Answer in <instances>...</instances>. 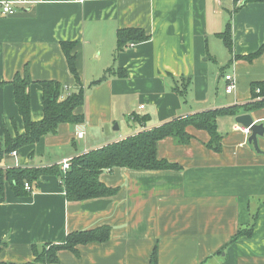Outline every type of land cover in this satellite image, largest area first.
Returning a JSON list of instances; mask_svg holds the SVG:
<instances>
[{
	"label": "crops",
	"instance_id": "crops-1",
	"mask_svg": "<svg viewBox=\"0 0 264 264\" xmlns=\"http://www.w3.org/2000/svg\"><path fill=\"white\" fill-rule=\"evenodd\" d=\"M229 23L232 51L218 36ZM129 27L150 38L117 54L118 31ZM69 41L77 43V72L87 89L76 113L86 121L60 123L0 166L61 165L176 117L245 105L252 83L264 82V51L249 57L264 45V0H35L13 15L0 12V81L7 82L0 86V149L5 128L13 137L25 133L10 83L15 74L28 67L35 81L29 90L37 122L44 116L41 80L75 88L61 44ZM226 74L236 84L230 94ZM188 80L183 96L178 91ZM247 114L264 123V107ZM238 115L217 118L221 152L207 145V130L191 125L188 144L168 136L156 145L158 159L179 168L103 171L100 180L117 189L113 195L70 201L55 176H43L25 197L8 184L0 200V243L7 242L0 261L28 263L35 243L108 225L109 240L80 245L78 253L62 249L56 264H151L154 250L157 264H264V136L258 151ZM251 226V235L233 239Z\"/></svg>",
	"mask_w": 264,
	"mask_h": 264
},
{
	"label": "trees",
	"instance_id": "trees-1",
	"mask_svg": "<svg viewBox=\"0 0 264 264\" xmlns=\"http://www.w3.org/2000/svg\"><path fill=\"white\" fill-rule=\"evenodd\" d=\"M224 32L218 33V36L224 40L227 48L232 51V25ZM150 35L141 28L129 27L118 31L117 35V54L124 51L132 42H144ZM63 50L68 59L69 68L75 75L76 86L69 89L58 80H41L39 83L43 89L44 116L41 121L37 122L32 119L31 112V94L29 87L35 81L29 75L28 67H25L23 73L15 74L10 83L15 90V102L19 107V112L24 120L25 133L16 134L13 137L5 128L2 138L3 146L0 149V162L29 144L38 143L44 135L57 132L60 123L82 124L86 121L83 114H77L76 109L85 105L86 88H84L80 74L77 72L76 55L73 53L77 46L75 41L62 42ZM264 51V45L257 52L249 55L250 58L261 55ZM248 57V58H249ZM121 75H126L121 70ZM106 77L94 81L90 86L100 84ZM0 81V86L6 84ZM186 82L185 88L178 92L185 95L189 84ZM259 90V91H258ZM252 101L245 105H235L231 107H221L220 109H209L204 112L191 114L186 117H176L175 119L162 122L160 125L140 131L129 137L117 140L103 145L101 148L88 151L86 154L72 158L71 166L67 171H63L61 165L53 166H0V200L6 198V187L10 184L12 191L19 197H25L38 188V182L43 176H55L61 179V184L65 188L68 200H88V198H97L109 196L117 193V189L107 186L100 180V175L105 170L114 168L128 167L138 170H162L177 169L178 164L171 163L165 159L157 157V143L164 137H173L175 141L181 144H188L192 135L188 133L187 127L194 126L200 130H207L211 138L207 145L216 152L223 149L222 134L217 130V118L220 115H238L250 112L253 109L264 107V82H253ZM65 96V97H64ZM149 117V116H148ZM147 118V116H146ZM145 118V119H146ZM13 125L16 126V120ZM144 120V119H143ZM30 184V189L25 185ZM252 226L249 229L239 230L240 234L251 235ZM111 227L104 225L89 230H77L69 233L66 240L60 243L47 242L40 246L32 245V251L35 259L28 263L15 264H56L59 262V252L62 249L78 253V246L86 245L90 242L104 243L110 239ZM7 242L0 243V252L6 247ZM151 257V264H157V251L154 250ZM0 264H13L0 261Z\"/></svg>",
	"mask_w": 264,
	"mask_h": 264
},
{
	"label": "built area",
	"instance_id": "built-area-1",
	"mask_svg": "<svg viewBox=\"0 0 264 264\" xmlns=\"http://www.w3.org/2000/svg\"><path fill=\"white\" fill-rule=\"evenodd\" d=\"M217 1H221V0H215ZM35 3V0H0V12L4 15H13L15 13H17L19 10L24 9V7L26 6H30L33 5ZM225 78L227 81H229V83L227 84L226 87V92L227 93H233L235 91L236 88V84L233 78V75L231 74H226ZM259 91V90H258ZM143 108V106H142ZM245 133L247 135L251 134V129L250 128H243ZM80 137H82L84 134L83 133H79L78 134ZM14 155H17V151H13L12 152ZM61 167L63 169V171H67L70 166H71V160L68 158L63 159L61 162ZM26 189H30V184H26L25 185Z\"/></svg>",
	"mask_w": 264,
	"mask_h": 264
},
{
	"label": "water",
	"instance_id": "water-1",
	"mask_svg": "<svg viewBox=\"0 0 264 264\" xmlns=\"http://www.w3.org/2000/svg\"><path fill=\"white\" fill-rule=\"evenodd\" d=\"M236 121L246 128L251 129V134L249 136V144H254L257 150L259 151L258 136H264V123H256L252 114H239L236 117Z\"/></svg>",
	"mask_w": 264,
	"mask_h": 264
},
{
	"label": "rangeland",
	"instance_id": "rangeland-1",
	"mask_svg": "<svg viewBox=\"0 0 264 264\" xmlns=\"http://www.w3.org/2000/svg\"><path fill=\"white\" fill-rule=\"evenodd\" d=\"M217 41L220 42V43H223V41L221 39H218Z\"/></svg>",
	"mask_w": 264,
	"mask_h": 264
}]
</instances>
